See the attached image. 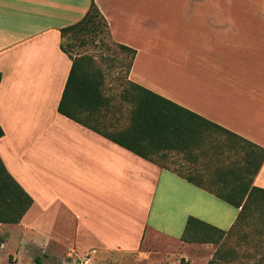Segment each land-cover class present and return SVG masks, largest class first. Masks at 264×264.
<instances>
[{
  "label": "crops",
  "instance_id": "obj_1",
  "mask_svg": "<svg viewBox=\"0 0 264 264\" xmlns=\"http://www.w3.org/2000/svg\"><path fill=\"white\" fill-rule=\"evenodd\" d=\"M91 1L0 0V158L33 198L18 224L54 254L69 241L87 264H154V244L183 241L189 217L229 230L241 206L210 190L216 173L189 175L198 185L58 111L72 64L61 29ZM93 1L114 42L135 50L127 80L237 135L215 140L211 162L264 148V0ZM250 187L264 205V159Z\"/></svg>",
  "mask_w": 264,
  "mask_h": 264
},
{
  "label": "trees",
  "instance_id": "obj_2",
  "mask_svg": "<svg viewBox=\"0 0 264 264\" xmlns=\"http://www.w3.org/2000/svg\"><path fill=\"white\" fill-rule=\"evenodd\" d=\"M100 34L110 35L109 27L93 0L78 21L61 29L60 47L72 59L57 107L61 114L101 132L112 141L146 159L154 160L157 164L168 156V151L182 153L193 161L201 155L207 156L211 161L209 149H215L220 145V142H215L216 133L237 136L220 125L129 80H127L128 86L120 93L121 100L131 105L127 123L120 129L105 130L107 124L100 118L105 116L104 109L107 111L111 103L102 90V72L92 64L91 57L87 55L73 57L65 44L66 38L72 39L76 36L79 37V44L94 42L95 37ZM115 44L129 54L126 65L128 75L135 50L116 42ZM99 125L102 126L101 129ZM2 135L3 129L0 125V137ZM242 159L222 166L220 163L223 159L217 158L218 164L215 168L217 176L214 179L221 182V185L210 188L221 199L236 207L241 206L236 223L229 230H223L198 218L189 217L181 236L183 241L219 242L237 226L247 223L249 218L256 216L259 209H264V205L253 203L258 188L250 187L264 159V148L256 146V150ZM187 179L200 185L190 176ZM209 181L211 184V179H206V182ZM32 203L33 198L9 173L0 158V223H19ZM36 263L42 264L39 258H36Z\"/></svg>",
  "mask_w": 264,
  "mask_h": 264
},
{
  "label": "rangeland",
  "instance_id": "obj_3",
  "mask_svg": "<svg viewBox=\"0 0 264 264\" xmlns=\"http://www.w3.org/2000/svg\"><path fill=\"white\" fill-rule=\"evenodd\" d=\"M65 44L73 57L77 55L91 57L92 64L102 72V90L111 103L107 111L104 109L103 121L107 124L104 129L110 131L109 125L111 124L116 126L127 123L131 105L121 100L120 93L128 86L126 65L129 54L118 47L110 35L105 34L98 35L94 42L89 41L86 44H79L78 36L72 39L66 38ZM101 127L99 126L100 129ZM214 139H221V135L216 133ZM167 153L166 158L158 161L160 166L173 168L180 173L201 180L210 179L215 175L214 170L218 164L215 159L205 163L203 160L208 158L207 156H204L202 160L193 161L176 151ZM230 154L233 153L230 152ZM233 159L239 158L234 156ZM225 164L226 159H223L220 165ZM209 172L210 174H207ZM256 214L257 217L249 218L247 223L237 226L219 242L171 241L170 243L164 242V244L156 242L154 250L163 254L156 260L154 259V264H264V209H259ZM51 227L52 225H47L42 230L57 232L54 231L56 226L53 229ZM62 228L66 229L60 234L63 239H67L68 225ZM25 229L24 225L18 223H0V264H37L36 258H39L42 264H78L76 261L78 251H71V242H63V246L55 250L54 254L50 247L51 242L46 237H43L44 239L41 237L43 241L41 243L36 239L33 226L27 232ZM51 237H55V233ZM70 252L72 256H67ZM52 255L59 258H52ZM92 264L119 263L94 258Z\"/></svg>",
  "mask_w": 264,
  "mask_h": 264
},
{
  "label": "built area",
  "instance_id": "obj_4",
  "mask_svg": "<svg viewBox=\"0 0 264 264\" xmlns=\"http://www.w3.org/2000/svg\"><path fill=\"white\" fill-rule=\"evenodd\" d=\"M76 261L78 262V264H87L86 263V261H87L86 259H77Z\"/></svg>",
  "mask_w": 264,
  "mask_h": 264
}]
</instances>
